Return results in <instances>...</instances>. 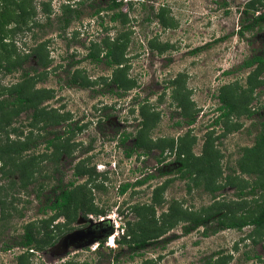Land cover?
I'll list each match as a JSON object with an SVG mask.
<instances>
[{"label":"rangeland","instance_id":"1","mask_svg":"<svg viewBox=\"0 0 264 264\" xmlns=\"http://www.w3.org/2000/svg\"><path fill=\"white\" fill-rule=\"evenodd\" d=\"M116 1L120 6L110 9L111 0H0V62L11 65L9 71L0 67V97L26 80L29 91L44 89L39 106L61 118L39 129L41 122L29 125L27 109L9 125H0V199L6 200L4 205L12 200L17 210L7 223L0 219V264H17L23 251V264H264V227L218 224L220 213L226 212L225 220L230 213L241 219L264 199L259 185L264 176L258 172L264 169V158L253 164L259 151L245 156L264 129V66L254 73L255 65L241 66L252 55L264 59V25L242 27L264 11V0L247 12L251 0ZM63 5L73 10L64 13ZM160 8L166 25L157 15ZM115 11L121 15L112 20ZM115 39L122 45L120 70L105 62V44ZM91 47L101 53L99 61L87 56ZM113 73L131 82L119 88L110 81ZM74 76L86 84L71 82ZM221 96L234 108L215 123L225 110L219 108ZM190 117L192 123L187 122ZM56 134L68 144L54 163L60 140L54 146L47 141ZM137 137L144 146L126 156ZM26 139L35 144L21 156L12 155L13 160L34 155L27 172L35 166L40 173L35 171V180L21 188L20 176L10 172L12 163L1 148ZM171 139L172 149L165 145ZM180 141L203 159L190 161L192 168L206 167L213 182L193 186L190 177L181 176L176 160ZM79 159L87 171L82 175L75 174ZM240 160L249 172L239 168ZM149 174L151 178L135 184ZM227 176L232 184H225ZM70 182L77 199L104 213L79 208L73 229L62 233L55 223L66 218L44 225L41 221L54 213L47 205L60 192L55 187ZM125 182L131 185L119 193ZM214 185L218 188L211 192ZM136 205L141 212L148 210L139 214L133 210ZM210 205L219 212L212 211L204 223L184 232ZM169 206L182 218L150 232L156 238L141 245L116 242L128 239L126 220L140 217V223L144 215L146 227L152 228L155 219L156 225L162 218L167 221L163 213ZM67 213L71 219L72 208ZM29 222L36 238H58L42 250L26 251L20 241Z\"/></svg>","mask_w":264,"mask_h":264},{"label":"trees","instance_id":"2","mask_svg":"<svg viewBox=\"0 0 264 264\" xmlns=\"http://www.w3.org/2000/svg\"><path fill=\"white\" fill-rule=\"evenodd\" d=\"M261 0H251V3L246 4V12L247 9L249 8H255L254 4L256 2H260ZM121 4V1L118 2L116 0H111V2H109V4L107 5V8L113 9V8H117L119 7ZM62 10L63 12H67V11H72L73 9H70V7L68 5H63L62 6ZM78 14V13H77ZM121 14L118 11L113 12V14L111 15V19L112 20H116L118 16H120ZM157 15L160 17L161 23L166 25L167 21L165 20V17L163 15V10L160 8V10L157 12ZM66 22H68V19L65 20ZM258 25H264V11L258 13L255 17H253L252 22L247 23L242 25L243 29H247L253 26H258ZM242 30H240L241 32ZM2 39H4V37H1V42ZM119 40L115 39L114 42L112 43H106L105 47H106V51H104L105 54V62L107 64L110 65H115L116 68L118 70H120L121 68V62L119 59L120 56V51L119 49L122 48L121 43H118ZM87 56L92 59L93 61H99L100 60V56L101 53L98 51V49L95 47H91L90 50L87 53ZM40 62V61H39ZM45 62H40V64H44ZM46 66V64H44ZM255 65V68L253 69L252 73L257 72L259 69V67H263L264 66V59L260 56V55H252L251 57L245 59L242 62L241 66H253ZM2 63L0 62V67H2ZM3 67H5V70L9 71L11 70V65L7 64L4 65ZM115 72V71H114ZM110 81L112 83H114L117 87L122 88L124 86V84H128L129 80L127 79H119V77L117 76V74L113 73L111 75ZM71 82H78L77 78L74 76L71 79ZM263 82V81H261ZM80 83V82H78ZM257 83V82H256ZM80 84H86L85 81L82 80V82ZM256 85V84H255ZM250 87V90L253 92L254 86ZM44 91V89H37L34 91H29L28 89V84L26 83V80L16 83L15 85H13L12 87H10L7 91V95L6 96H2L0 97V125L2 127H5L6 125H9L12 121L13 116L18 115L20 112L27 110V109H31V113H30V121H29V125L30 126H34L35 123L37 122H41V126H39V129H44V127H46L47 125L51 124H58L59 122H61V118H59L58 115L56 114H48L47 112L44 111V109L42 107L39 106V104L42 102V98H41V92ZM262 93H264V90L261 91ZM43 97V96H42ZM220 99L223 101L222 106H220V109H225L223 110L220 115L218 117H216V119L214 120V122H218V120L222 117H226L229 115V113L233 110L234 108V104L233 103H229L225 98H223L222 96L220 97ZM247 111V109H245ZM248 114H250V111L247 112ZM58 116V117H57ZM194 120L193 117H190L187 122L188 123H192ZM262 125L264 127V121L262 122ZM21 132V131H20ZM18 134H21V133ZM127 134H125V136L122 138L123 140H125L127 138ZM59 135L56 134L54 135L52 138L48 139L47 144L48 145H56V141H59ZM140 137H137L135 142H134V146L130 147L127 152H126V156H131L132 153L134 152V148L135 147H141L144 146L140 141ZM33 141L31 140H24V141H18L16 143H11L3 146L2 149V153L6 155V157H8V159L10 160V162L12 163V169L10 170V172H17L20 176L21 182L18 183V185L21 188H25L30 182L31 180H35L33 175L34 172L36 171L37 173H40V170L37 168L32 167L30 168V171L27 172V167L30 166L31 164L34 163V160L36 159V156L32 155L30 156L28 159H23L20 158L19 161H15L13 160V156H21V153L24 150H27L31 144H35L34 142L31 143ZM60 142V141H59ZM60 145H56L54 148V153L56 154L55 158L53 159L54 163L57 162V159L60 156V149L61 147H65L68 144V141L65 139V141H62L59 143ZM166 146H169L171 149L173 148L174 145V140L171 139L168 142H166L165 144ZM59 148V149H58ZM259 151V155L258 157H256L254 159V163L255 164L261 157L264 158V129L262 128L260 130V132L256 135V140L254 145L246 148V152H245V156H249L252 153H255ZM204 152L206 153V151L204 150ZM176 153H177V157L176 160L178 161V163L180 164L178 167V170L181 173V176H184V173L186 174V176L190 177L192 179V185L193 186H198L199 184H204L205 186L208 185L209 181L213 182V177L214 175H211L209 173V170H207V168L205 167V169H203L202 166H198L196 167V169H193L192 166L190 165L191 162L193 160H197V162L199 163V160L202 158H196L190 151V147H188L186 144H183L181 141L177 144L176 147ZM181 154H184L185 157L180 158L179 156ZM207 154H212L211 152L207 153ZM203 160V159H202ZM197 162H195V164H197ZM194 163V162H193ZM239 168L242 171H250L249 169L245 168L244 163L240 160L239 163ZM252 170V169H251ZM184 171V172H183ZM87 171L85 170V168L82 165H78L75 168V174L77 175H82L84 173H86ZM258 172L260 174H262V176H264V169L260 168L258 170ZM208 173V174H207ZM89 176L92 174L91 172L88 173ZM195 175H200V179L195 180L194 176ZM152 174L147 175L146 177H143L142 179H137L135 181V184H142L147 178H151ZM30 179H26L29 178ZM211 179V180H209ZM40 186H42V183H39ZM70 185L63 188L62 186L58 185V188H60V193L58 195L55 196V199L53 201H51V203L49 205H47V208L50 211H53L54 213L52 215H50L47 219H42V225H44L45 223L47 224H51V222L55 221L56 218H58L60 215L64 216V218H66V221H62L61 223H58V221L55 223L56 227L60 226L63 229V232H69L71 231L73 228L71 226V223L75 220L77 214H78V210L79 208H86L87 212H95V213H104L103 209H97L96 207L93 206V204H88L85 205L83 203V201L81 199H77L76 195H75V187H70L73 183L70 182ZM225 184H232V179L230 176H227L225 179ZM96 185V184H94ZM131 185V183L129 182H125L122 183L121 185H119V193H123L127 190V188H129V186ZM259 185L264 189V180H262ZM102 186L101 183L97 184L96 187ZM190 188V187H189ZM218 188V186L214 185L212 186L209 190L211 192H214L216 189ZM255 188V186H252V188L250 189L249 192H252L253 189ZM238 194H243V191L240 189V191L238 192ZM5 200V199H4ZM4 200L0 199V203H1V209H0V219L2 220V222L7 223V220L10 218L11 213L14 211H17L15 206H13V201L11 200L10 202H8V205H4ZM6 201V200H5ZM74 204V205H73ZM6 206V207H5ZM93 206V207H92ZM144 207V206H143ZM72 208V218L69 219L68 218V211ZM142 207L140 206H134L133 210L139 214H144L146 210H148L147 208L143 209L144 212H141ZM148 208H150V210H152L153 213V206H149ZM172 207L169 206L167 208V211L165 213H163V215H166V217H168L167 221H165V219H161L159 222V225H156L158 220L155 219V221H153V225L151 228L150 227H146L148 226L147 224H149V221H146L144 215L142 217V221H140V223L145 224V228L139 226V220L138 221H130V220H126L125 221V227H126V236H128V239L125 240L124 237L123 239H117L116 242H118V244H120L121 242H128L129 244H138L141 245L144 242H146L147 240L156 238L158 236V234H150V232H155V231H159L161 228H164L163 226H167V227H171L173 225L176 224L177 221L180 220V218L182 217H177L175 215H173V211H172ZM206 214L204 215H198L195 216L194 218L191 219V224L189 225H185L183 227L184 232H188L192 227L198 226L202 223H204V221L207 218H210L211 215L213 214V212H219V209H216L215 211H213L211 209V205L209 207H206L204 209H202ZM213 211V212H212ZM119 212H122L121 210H119ZM247 217H242L241 219H237L235 217V215L233 214H229L228 215V220L223 219V216H225L226 212L220 213L219 217H218V224L221 227H232V228H242L245 225H250L252 226V230H260L264 227V199L257 202L255 204V206H251L249 209H247ZM151 223V224H152ZM34 227L32 225V222H29L28 224L25 225L24 227V233L22 236V240L20 241V244L22 247L26 248V251L32 250L34 251L37 250H42L43 244L45 245H49L52 244L53 242H55V240L58 237H53L52 235H46L45 238L43 237H39L36 238L34 235ZM217 230V228H215L214 230L211 231H215ZM61 233V234H62ZM101 244V242L99 243ZM30 251V252H32ZM25 251H23L22 253H20L17 256L18 259V263L17 264H23L22 263V258L24 256ZM61 264H74L72 261H66L64 263ZM209 264V263H208Z\"/></svg>","mask_w":264,"mask_h":264},{"label":"flooded vegetation","instance_id":"3","mask_svg":"<svg viewBox=\"0 0 264 264\" xmlns=\"http://www.w3.org/2000/svg\"><path fill=\"white\" fill-rule=\"evenodd\" d=\"M111 83H112V82H111ZM113 84H114V83H113ZM53 136H54V135H53ZM61 137H62V134L59 135V139H58V140H60V142L65 141V139H64V140H61ZM51 138H52V137H51ZM121 141L124 142L123 139H121ZM132 154H133V153H132ZM60 155H61V153H60ZM59 157H60V156H59ZM79 160H80V161H79V163H78L77 165H79V164H81V163L83 162V161H82L83 159H82V160L79 159ZM77 165H76V166H77ZM59 185H60V184H59ZM60 186H61V185H60ZM57 188H58V186L55 187V189H57ZM60 192H61V191H60ZM60 192H59V193H60ZM59 193H58V194H59ZM58 194H57V195H58ZM55 196H56V195H55ZM54 199H55V198H54ZM77 215H78V214H77ZM60 216H61V217H64V216H62V215H60ZM76 217H77V216H76ZM75 219H76V218H75ZM74 229H76V228H74Z\"/></svg>","mask_w":264,"mask_h":264}]
</instances>
